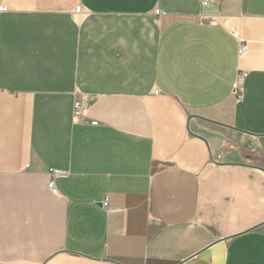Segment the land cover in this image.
Wrapping results in <instances>:
<instances>
[{"label": "crops", "instance_id": "1", "mask_svg": "<svg viewBox=\"0 0 264 264\" xmlns=\"http://www.w3.org/2000/svg\"><path fill=\"white\" fill-rule=\"evenodd\" d=\"M201 2L0 0V264H264V0Z\"/></svg>", "mask_w": 264, "mask_h": 264}, {"label": "built area", "instance_id": "2", "mask_svg": "<svg viewBox=\"0 0 264 264\" xmlns=\"http://www.w3.org/2000/svg\"><path fill=\"white\" fill-rule=\"evenodd\" d=\"M217 0H202L201 2V6L202 7H207L208 5H213L216 4ZM4 11V8L2 6H0V13ZM89 12L85 9V8H78L75 12H74V20L76 24H80L82 23L88 16ZM204 17L201 15L198 18V22L200 23L202 21ZM234 31V29H232V32ZM248 50V47L242 44H239L238 46V50H237V54L238 56H242L244 55ZM242 83V76L239 75L237 76L236 82L234 84V88H233V92L232 94L238 99L240 98V86ZM72 124L73 125H78V124H90L92 126H96L97 122H87L85 120L84 117V109H83V105L81 104V102L79 101H75L73 104V111H72ZM49 178L50 181L48 183V189L51 191V193H53L54 195H57V189L55 187V180L58 178H62L64 176H66L65 173L60 172L58 170H50L49 173ZM103 207L106 208L107 207V202H103Z\"/></svg>", "mask_w": 264, "mask_h": 264}]
</instances>
